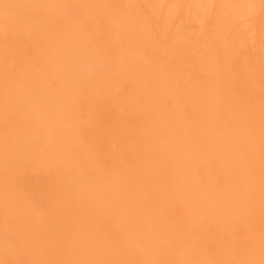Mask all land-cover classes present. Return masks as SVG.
Here are the masks:
<instances>
[{"label": "bare ground", "instance_id": "obj_1", "mask_svg": "<svg viewBox=\"0 0 264 264\" xmlns=\"http://www.w3.org/2000/svg\"><path fill=\"white\" fill-rule=\"evenodd\" d=\"M0 264H264V0H0Z\"/></svg>", "mask_w": 264, "mask_h": 264}]
</instances>
